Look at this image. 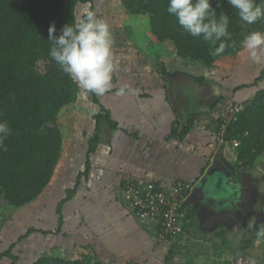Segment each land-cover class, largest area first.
<instances>
[{"label":"crops","instance_id":"1","mask_svg":"<svg viewBox=\"0 0 264 264\" xmlns=\"http://www.w3.org/2000/svg\"><path fill=\"white\" fill-rule=\"evenodd\" d=\"M142 21L143 29L138 36H134L133 44L113 49L116 70L113 73L114 87L103 97H96L89 92V99L86 101L85 114L92 131H82L83 134L94 137L96 116L105 112L115 124L114 129L106 122L101 125L100 133L107 136L100 140L103 146L97 149V145L93 152H89L86 136L84 139L78 137L79 131H61L63 145L52 180L21 213L26 224L21 222V226H17L24 232L16 239L21 235L25 237L18 242L16 239L13 242L9 240L10 242L0 247V254L12 248L11 254L17 259L13 254L17 247V251L24 250L23 254L41 257L51 247L62 250L59 254L66 261L71 260L67 258L68 253L80 255L82 252L92 264H167L166 259L170 258L178 260L180 264H211V260L199 256L198 251L202 253L205 242L210 240L217 244L220 239L219 249L224 247V240L219 233L214 234L215 237L201 236L205 231L201 225L215 233L222 225L215 227L220 218L219 213L222 209L230 211L231 203L220 206L219 210L216 207L215 212L206 210L204 216L200 204L192 202L193 206H197L195 226L188 225L184 220L182 234L160 238L159 227L155 222L137 219L128 203L122 201L123 186L127 183L141 187L148 183L168 186L175 181L196 185L204 177L216 154L238 178L241 179L246 174L249 180L248 174L251 171L258 172L263 178L264 174L259 171L262 161L259 159H263L264 154L255 161L253 169L243 173L236 172L226 160V154L237 149L232 147V143L222 144L224 141H218L219 134L212 130L216 126L210 128L207 125L208 131H202L201 127L198 128L201 131L190 130L183 136L177 128L176 121L179 117L169 101L167 80L161 72H167L168 77L178 79L177 87L189 98V112L193 108L194 121H198L204 116L219 113L225 106L227 109L232 108L233 112L235 107L250 102L257 92L264 91V61L253 63L240 44L237 54L231 55L237 58L236 64L230 59V55L217 58L210 68L186 63L176 58L171 46L157 43L151 36L149 27L147 28L148 21ZM160 67L164 69L159 71ZM232 68L234 69L231 70ZM228 71L233 72L232 80H229ZM199 77L203 80L195 84L194 79ZM121 87L134 92L117 95ZM192 88L194 95L191 93ZM76 102L80 100L77 99ZM215 102L216 107L209 113L210 106ZM172 127L175 131H172ZM81 141L84 142V147L78 146ZM68 145H71L70 149H67ZM65 177L70 184L62 190H54ZM249 187L252 188L250 180ZM71 190H74L73 195L64 201ZM253 193L258 199L261 192L253 187ZM236 197L233 192L234 199L231 201L234 202ZM254 205L253 202V207ZM57 207L60 209L58 212ZM248 211L252 213L254 209L249 208ZM227 215L230 217V224H233V215ZM206 217L210 219L211 225L206 224ZM196 221L201 225L197 226ZM29 229L32 231L27 234ZM163 257L165 259L161 263ZM217 261L212 263L216 264ZM11 264H15L14 259Z\"/></svg>","mask_w":264,"mask_h":264},{"label":"trees","instance_id":"2","mask_svg":"<svg viewBox=\"0 0 264 264\" xmlns=\"http://www.w3.org/2000/svg\"><path fill=\"white\" fill-rule=\"evenodd\" d=\"M90 3V0H0V120L7 121L12 130L5 141L7 151L0 150V201L3 200L5 205L14 209L34 201L50 184L63 142L59 125L53 124L61 110L77 99V84L48 55L51 47V41L48 40L49 26L55 23L59 35V30L75 18L76 9ZM212 3L214 8L217 3L220 4L216 9L218 14L223 11L229 16L228 30L236 45L235 48H227L220 56L211 55L208 45L180 28L175 17L166 11L168 0H120L128 16L147 17L150 34L157 43L171 46L176 58L206 68L212 67L219 57L237 54L238 39L243 32L248 34L264 28V22H258L250 25L247 32L243 28V21L227 0H212ZM194 80L198 84L203 78ZM215 107L216 102L209 110L213 111ZM192 109L189 120L182 128L183 136L195 122ZM242 109L225 125L224 120L219 119L216 128L212 129L220 134V127L224 126V143L239 142L237 163L233 164V168L236 170L239 167L240 173L251 169L254 161L264 154V91L257 92ZM106 114L96 116L95 135L89 141V152H93L99 143L103 122L111 129L115 127ZM176 124L179 129V120ZM172 131H175L174 127ZM131 184L127 183L123 187ZM73 193L74 190L69 191L64 201L70 199ZM195 209L197 206L192 203H185L179 209L183 218L189 220L188 225L191 221L193 224L190 225L195 226ZM259 211L264 213V205ZM255 221V225L250 227L252 229H248L249 233L245 231V235L250 234L251 237L243 241L242 250L247 249L255 239V232L261 225L259 220ZM196 225L200 226L201 223L199 225V221H196ZM201 226L205 230L201 236L214 237L203 224ZM31 231L29 229L27 234ZM24 237L20 236L16 242ZM11 249L0 254V261L5 257L16 260ZM86 259L88 264H92ZM32 264L70 263L60 254H44Z\"/></svg>","mask_w":264,"mask_h":264},{"label":"clouds","instance_id":"3","mask_svg":"<svg viewBox=\"0 0 264 264\" xmlns=\"http://www.w3.org/2000/svg\"><path fill=\"white\" fill-rule=\"evenodd\" d=\"M227 3L247 25L264 22V0H227ZM219 7L220 4L217 3L214 8L212 0H168L166 11L175 17L184 32L208 45L211 55L220 56L227 48H235L236 45L228 30L229 16L223 11L218 14L216 9ZM48 40L51 41L48 53L51 60L81 89L96 97H103L114 87L115 39L110 25L103 17L94 11H87L75 17L71 23L65 24L59 30V35L55 23H52L48 29ZM241 47L248 52L253 63L264 61V30L249 32L241 41ZM126 92L131 93L134 90L121 87L117 95L123 96ZM54 124L56 125V122ZM11 134L8 122L0 120V150L7 151L5 141ZM191 184L195 186V183ZM230 196L229 191H220L211 195L210 199L223 201ZM187 222L189 223V220L186 219ZM255 223L253 218L248 226L253 227ZM238 230L239 226H236L234 231ZM253 245H264V224L257 228Z\"/></svg>","mask_w":264,"mask_h":264},{"label":"rangeland","instance_id":"4","mask_svg":"<svg viewBox=\"0 0 264 264\" xmlns=\"http://www.w3.org/2000/svg\"><path fill=\"white\" fill-rule=\"evenodd\" d=\"M90 1H91L90 4L83 5V6L78 7L76 9L75 17L80 16V15L86 13L87 11H94L98 16L103 17L108 22V24L110 25L111 31H112L114 39H115V44L113 46V49L115 48L114 50H116V48L118 46L119 47L120 46H122V47L127 46L128 47V46H130V44H133L134 36L135 37L138 36L137 34L143 29V25L141 23H143L144 21H142V20L145 19L148 21L146 16H138V17L128 16L123 11V9L120 5V0H90ZM242 25H243L244 30H246L248 32V29H249L248 27L250 25H247L244 22H242ZM147 28H148V25H147ZM244 35H247V33L244 34V32H243V35H240V37L238 39V44H237L238 47L240 46L241 41L243 40L242 38ZM124 44H126V46H123ZM230 59L233 60V63H235V64L238 62L237 58H235L234 56L230 55ZM195 65H197V64H195ZM240 65H241V62L239 63V67H240ZM236 67H237V69L239 68L237 65H236ZM204 68H206V67H204ZM161 69H164V68L160 67L159 71ZM233 69L234 68H232L231 70H233ZM115 71H114V74H115ZM165 72H166V69H165ZM166 73H164V75H166ZM232 73H233L232 71H230V72L228 71V75L230 74L229 80L233 79ZM77 87H78V93H77L78 98L77 99H79L80 102L77 103L76 102L77 99H76L73 104H71L68 107H64L58 115V119L56 121V124L59 125V128L61 131H63V133H67L68 131H70V132L71 131H79L78 137H81L82 139H84V136H86V134H83L82 131H84L85 133L92 131L90 128L91 123L89 122V120L87 119V115L85 114L86 113L85 110L87 109L86 101H88V99H89V92L81 89L78 85H77ZM191 93H192V95H194V88H192ZM89 106H92V105H89ZM225 107H227V106H225ZM225 107L223 109H221V111L219 113L216 112V114H214V115H211L208 117L204 116V117L198 119V121H195L197 123L194 122L192 124V126H191L192 129L190 128V130L191 131H201L200 129H198L201 127L202 131H208L207 125H210L209 126L210 128L212 126L213 127L217 126V124L219 123L218 122L219 119H225L224 124H226V122H228V119L229 120L234 119V117L237 114H240L243 110V109L240 110L238 113H233L232 108L227 109ZM89 112H91V110H89ZM210 112L211 111H209V113ZM229 116H230V118H228ZM189 118H190V114L188 112L187 120H189ZM102 124L105 125L104 122ZM179 131H182L181 126L179 128ZM106 136L107 135H102L101 133L99 134V138L100 137L101 138L99 139L97 149H99L103 146V144H101L100 140L104 139ZM92 137H93L92 135L86 136L85 140L87 141V143H89V141L92 139ZM64 144H66V143H64ZM222 144H225V143H222ZM62 145H63V143H62ZM78 146L84 147L85 144H84V142H82L81 145L79 144ZM65 147L66 146L64 145V149H65ZM68 147L69 148H67V149H70L71 145H68ZM211 149L213 151L214 147H212ZM235 149H237V147ZM193 150H195V147H193ZM195 151H197V150H195ZM257 159H259V157ZM226 160L228 162H230L232 164V165L230 164V166L233 167V164L235 165L237 163L236 151H228V153L226 154ZM260 160L262 161V163L259 165L262 168L259 169V171H261L264 174V158L262 159V157H261L259 159V161ZM255 161H254V163H255ZM254 163H253V165H254ZM252 169H253V166H252ZM236 172H238V173L241 172L239 167H236ZM248 177L250 180V184L252 185V188L249 187V189L246 191V194H248L246 196L247 199H245L241 203V206H242L241 215H238V214L233 215V218H232V220L234 221L233 224H230V217L227 214L222 215L219 218V220H217L215 227H217L218 224H222V225L217 228L215 233H212L213 230L210 231L213 236L216 233H221V236L224 240V244H223L224 247L219 249V240L220 239L217 240V244L214 243L212 240H210V242H208V243L205 242V247L204 248L202 247V249H204V251L202 253L200 251H198L199 256L209 258L211 260V264H213L212 262L216 261V260L219 261V262L217 261L216 264H264V245H261L260 247H255L252 243L245 250H242V248H241L242 247L241 244L243 243V241L246 239H250V237H251L250 234L245 235L246 234L245 231L250 228L248 226L249 222L253 218H255V220H259V222L261 224H264V213H261L259 211V208L263 207V205H264V176L262 178L258 172L251 171L248 174ZM249 180H248V182H249ZM69 184H70L69 179L67 177H65L64 181L62 183H59V185H57V188H54V190H56V191L62 190L65 186H68ZM58 187H60V188H58ZM253 187L258 188L261 193L263 192V194H261V193L258 194V199H256L254 196ZM250 197H251V200H250ZM34 201H32V202H34ZM122 201L127 203L124 199H122ZM32 202H30V203H32ZM253 202L255 203L254 207H253ZM0 205H1V207H0V234H1L0 235V247H1L5 243L10 242L9 240H11V242H13L19 234L24 232L22 230H19L17 228V226H21V222L26 224L25 219H23L21 217V213L22 212L24 213L25 209H27V206L25 205V207L23 206V208L14 209L13 207L5 205V203L0 204ZM249 208H253L254 211H252V213H250V211H248ZM246 211H248V212H246ZM193 219H194V217H192V220ZM30 220H31V218L29 217V222H28L29 224H30ZM223 223H225V224L223 225ZM190 224H193V222L190 221ZM213 225H214V222H213ZM225 225L228 226V228ZM224 226H225V228L221 229ZM236 226H239L238 231H234ZM2 229H3V231H2ZM250 229H252V228H250ZM247 232L249 233V230ZM21 236H23V235H21ZM168 241H170V240L168 239ZM169 249H170V245L168 246V249L166 250V255H167ZM17 250L18 249L16 247V249H14V251H13V254L15 253V255L17 256V259L15 260V264H32L39 258V256L35 257L33 254H23L24 250H20V251H17ZM60 251H62V250H60ZM60 251L58 250V248L57 249H54V248L51 249V247H50L49 250L45 254L46 255H56V254H59ZM65 252L66 251L64 250L63 254H65ZM67 258L71 259L69 261L67 260L70 264H85V263L88 264L89 263L86 259V256H84L82 254V252L80 255H77L76 253L70 255L68 253ZM164 259H165L164 257L161 258V263H163L162 260H164ZM5 260H6V258L3 259L1 264H11V262H12V259H10V260L7 259L6 262H5ZM166 261H167L166 262L167 264H180V262L178 260L172 259V258L166 259Z\"/></svg>","mask_w":264,"mask_h":264},{"label":"built area","instance_id":"5","mask_svg":"<svg viewBox=\"0 0 264 264\" xmlns=\"http://www.w3.org/2000/svg\"><path fill=\"white\" fill-rule=\"evenodd\" d=\"M240 110L242 106L235 107L233 113H238ZM220 128L219 142H223L225 127ZM231 143L234 148L239 145L236 140ZM193 188V184L183 181H175L168 186L148 183L141 187L131 184L124 188L122 198L138 219L155 222L159 227L160 238H168L183 232L185 219L179 209L185 204Z\"/></svg>","mask_w":264,"mask_h":264},{"label":"water","instance_id":"6","mask_svg":"<svg viewBox=\"0 0 264 264\" xmlns=\"http://www.w3.org/2000/svg\"><path fill=\"white\" fill-rule=\"evenodd\" d=\"M162 76L167 80V92L169 101L174 109L175 113L179 117L181 122V127L183 128L187 122V115L190 108V100L185 95L184 92L179 90L178 79L170 78L167 75L162 73ZM55 126V124H53ZM246 174L240 179L233 172L230 171L228 165H226L222 160H220L218 154L214 156V159L211 165L208 167L204 177L194 186V189L191 193V196L187 199V203H199L202 207L201 213L205 216L206 210L208 212H215V208L223 206L224 204L231 203V210H223L219 213L220 217L224 214L231 213L232 215H241L242 206L241 203L247 199L246 191L249 187V182L246 178ZM220 191H229L231 193L230 198L227 200L213 201L210 199L211 195H214ZM237 196L234 198L232 195ZM232 198V199H231ZM4 201L1 200L0 204H3ZM234 203V205H233ZM214 208V210H213ZM206 224L211 225L210 219L206 217Z\"/></svg>","mask_w":264,"mask_h":264}]
</instances>
